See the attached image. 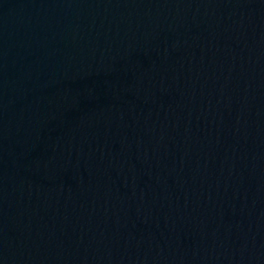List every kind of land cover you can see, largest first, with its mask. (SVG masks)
I'll list each match as a JSON object with an SVG mask.
<instances>
[{"label":"water","instance_id":"obj_1","mask_svg":"<svg viewBox=\"0 0 264 264\" xmlns=\"http://www.w3.org/2000/svg\"><path fill=\"white\" fill-rule=\"evenodd\" d=\"M140 264H264V0H155Z\"/></svg>","mask_w":264,"mask_h":264}]
</instances>
